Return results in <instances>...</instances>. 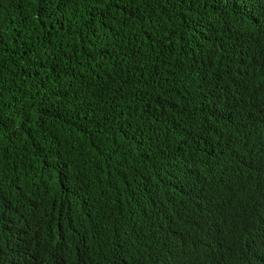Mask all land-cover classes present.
Wrapping results in <instances>:
<instances>
[{"label":"trees","instance_id":"trees-1","mask_svg":"<svg viewBox=\"0 0 264 264\" xmlns=\"http://www.w3.org/2000/svg\"><path fill=\"white\" fill-rule=\"evenodd\" d=\"M261 255L264 0H0V264Z\"/></svg>","mask_w":264,"mask_h":264},{"label":"snow or ice","instance_id":"snow-or-ice-1","mask_svg":"<svg viewBox=\"0 0 264 264\" xmlns=\"http://www.w3.org/2000/svg\"><path fill=\"white\" fill-rule=\"evenodd\" d=\"M258 264H264V255L258 257Z\"/></svg>","mask_w":264,"mask_h":264},{"label":"bare ground","instance_id":"bare-ground-1","mask_svg":"<svg viewBox=\"0 0 264 264\" xmlns=\"http://www.w3.org/2000/svg\"><path fill=\"white\" fill-rule=\"evenodd\" d=\"M95 252V251H94Z\"/></svg>","mask_w":264,"mask_h":264}]
</instances>
